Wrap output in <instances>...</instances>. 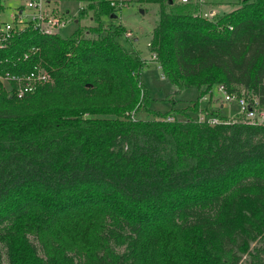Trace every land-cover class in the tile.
<instances>
[{"label":"trees","instance_id":"trees-1","mask_svg":"<svg viewBox=\"0 0 264 264\" xmlns=\"http://www.w3.org/2000/svg\"><path fill=\"white\" fill-rule=\"evenodd\" d=\"M140 2L159 5L150 50L175 94L197 89L192 106L151 109L147 62L124 26L104 23L114 16L106 3L90 7L94 26L68 38L27 32L0 47L1 69L42 62L54 81L23 100L0 91V264L257 261L264 125L198 116L218 85L251 91L264 108V0L215 22L197 17L193 1ZM142 110L159 118L136 119Z\"/></svg>","mask_w":264,"mask_h":264},{"label":"built area","instance_id":"built-area-1","mask_svg":"<svg viewBox=\"0 0 264 264\" xmlns=\"http://www.w3.org/2000/svg\"><path fill=\"white\" fill-rule=\"evenodd\" d=\"M77 2L78 11L76 14H72L69 10L66 12L61 11V8L54 5V2L50 0H29L28 7L20 6L8 19L0 13V47L2 49L15 48L18 44V38L27 32H31L37 37L60 36V30L74 22L81 13L89 10L92 5L97 6L99 3H106L113 10V14L119 18L123 9L134 6L140 0H77ZM181 2L189 3L190 0H181ZM198 5L203 7L204 1L199 0ZM200 9L197 10V17L215 21V17L218 15L215 8ZM87 13L91 14V12ZM87 13L86 15H88ZM125 38L133 40V33L128 30ZM136 40L138 39H134V41ZM149 48H151V41ZM39 52V47H32L25 53L23 59L29 60ZM151 55L153 61L158 63L157 54L152 53ZM53 82L51 73L42 62L36 65L32 71L23 73H12L0 68V91L17 100L26 99L34 95L40 88ZM216 91L223 98V105L237 103L240 108L239 114L235 117H222L210 114L207 109H204V112H201L198 116L199 123L217 126L221 124L231 125L243 121L254 125H264V108L253 93L249 97L242 93H230L225 85L216 86ZM208 99L207 94L201 101H208ZM168 120L173 121L174 119L169 118Z\"/></svg>","mask_w":264,"mask_h":264},{"label":"rangeland","instance_id":"rangeland-1","mask_svg":"<svg viewBox=\"0 0 264 264\" xmlns=\"http://www.w3.org/2000/svg\"><path fill=\"white\" fill-rule=\"evenodd\" d=\"M54 2V5L61 8V11H71L72 14H76L78 11V2L77 0H50ZM180 2L181 0H177ZM196 3L198 9L202 8H215L218 12V15L215 17L217 21L222 16L238 9L243 0H203L204 6L198 5L199 0H190ZM29 0H5L2 2L5 8L0 13L4 18L8 19L10 15L15 12L20 6L28 7ZM197 9V10H198ZM200 9V10H201ZM144 11V13H142ZM86 12H90V9ZM159 13L160 7L157 4H148V3H136L134 6L123 9L119 15V18L116 20H111L109 17L103 19L105 24H121L124 26L127 31L133 33V38L138 39L134 43V48L142 53V57L147 59L148 63L145 65L142 72V82L148 87L151 97L154 99V102L151 103V109L155 112L166 113L171 109H184L189 105H193L198 99L199 93L197 89H187L184 90L181 94H175L177 87L170 84L162 75V71L159 67V64L153 61L152 52L149 48V43L152 40L153 31L159 22ZM88 14V13H87ZM91 14L86 15L83 18L77 17L74 22L70 23L66 28L59 31V35L63 38H68L75 33L78 27H92L95 25V22L91 18ZM214 21V22H215ZM90 36V35H89ZM126 39L127 41H134ZM123 41V40H122ZM126 47L130 48L129 45ZM241 90L242 94L251 96L252 92ZM210 104H204V108L210 109V114L220 115L222 117H235L239 114L240 108L237 103L224 104L223 108H220L223 105L224 100L221 95L216 91V86L208 93ZM204 102V101H203ZM208 102V103H209ZM192 117L193 114H191ZM138 119L143 120H153L158 119V116H155L152 113L142 110L136 116ZM178 119L184 120L183 116H178ZM252 252L258 255V259L255 264H264V243H255L252 246ZM3 264H8L6 258L4 259ZM243 264H252L250 257L245 256Z\"/></svg>","mask_w":264,"mask_h":264},{"label":"crops","instance_id":"crops-1","mask_svg":"<svg viewBox=\"0 0 264 264\" xmlns=\"http://www.w3.org/2000/svg\"><path fill=\"white\" fill-rule=\"evenodd\" d=\"M3 5V4H2ZM4 8H5V6H4ZM212 8V7H211ZM111 19V18H110ZM112 20V19H111ZM114 20H116V19H114ZM144 58V57H143ZM145 59V58H144ZM146 61H147V59H145ZM147 63H148V61H147ZM146 63V64H147ZM160 67V66H159ZM161 69V68H160ZM201 102V106H200V109L203 111L204 109H206V108H204L203 106H204V104L206 105V104H210V102L209 101H200ZM209 102V103H208ZM224 107V105H221L220 106V108H223ZM211 109V108H210ZM210 109H209V111H208V109H207V111H208V113L210 112Z\"/></svg>","mask_w":264,"mask_h":264},{"label":"water","instance_id":"water-1","mask_svg":"<svg viewBox=\"0 0 264 264\" xmlns=\"http://www.w3.org/2000/svg\"><path fill=\"white\" fill-rule=\"evenodd\" d=\"M142 13H144V11H142ZM118 17L116 15L112 16L111 19L114 20V19H117Z\"/></svg>","mask_w":264,"mask_h":264}]
</instances>
